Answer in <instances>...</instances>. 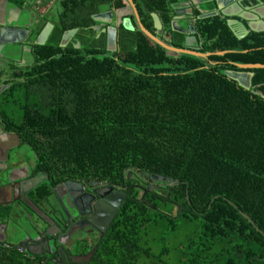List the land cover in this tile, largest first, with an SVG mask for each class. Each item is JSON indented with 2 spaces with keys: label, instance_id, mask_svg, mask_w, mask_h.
Here are the masks:
<instances>
[{
  "label": "trees",
  "instance_id": "1",
  "mask_svg": "<svg viewBox=\"0 0 264 264\" xmlns=\"http://www.w3.org/2000/svg\"><path fill=\"white\" fill-rule=\"evenodd\" d=\"M95 3L70 0L76 44L41 53L0 100L2 125L42 170L126 187L88 264H264V236L230 205L264 233V69L249 70L250 90L223 74L264 64V33L232 39L237 51L213 65L125 29L109 53ZM146 173L178 184L149 190ZM0 264L44 263L0 244Z\"/></svg>",
  "mask_w": 264,
  "mask_h": 264
},
{
  "label": "flooded vegetation",
  "instance_id": "2",
  "mask_svg": "<svg viewBox=\"0 0 264 264\" xmlns=\"http://www.w3.org/2000/svg\"><path fill=\"white\" fill-rule=\"evenodd\" d=\"M69 2L0 0V87H5L0 100L14 83L21 82L27 70L38 65L41 53L53 52L56 46L67 51L69 45L76 44L78 28H74L78 31L69 42L60 46L68 31ZM94 7L97 12L92 15L110 13V23L95 22L91 26L97 38L104 36L105 50L108 28L116 30V51L109 53L118 51L119 33L125 29L141 32L168 56L188 55L213 65L220 62L210 57L237 51L227 47L232 39L243 41L252 34L264 33L250 29V25L260 26L264 0H96ZM44 30L48 35L39 44ZM221 52L224 54L217 55ZM231 64L237 67V63ZM37 176H42L40 184L29 190L21 187ZM140 177L151 183L146 188H155V183ZM118 187L96 181L59 180L48 174L40 168L33 150L0 121V189L7 196V203L0 206V228L15 230L17 226L25 232L16 240L7 239L23 241L25 246L20 250L27 256L44 264H88L90 261L82 259L96 251L119 212L120 208L105 232L99 229L101 204L110 205L106 198L115 195ZM126 190L123 192L127 196Z\"/></svg>",
  "mask_w": 264,
  "mask_h": 264
},
{
  "label": "water",
  "instance_id": "3",
  "mask_svg": "<svg viewBox=\"0 0 264 264\" xmlns=\"http://www.w3.org/2000/svg\"><path fill=\"white\" fill-rule=\"evenodd\" d=\"M110 13H102V14H95L92 15V19L94 22H99V23H110ZM259 27H253L250 25V29L254 32H264V17H261V22L259 24ZM51 25H49L50 27ZM143 32L145 33V35H147L149 38H151L152 40H154L155 42L159 43L156 39L152 38L144 29H142ZM78 31V29H71L68 30L62 37L61 39V44L60 46L63 47L65 46L66 42L68 43L69 40L76 34V32ZM47 32H45V30L39 35V44H43V42L45 41L46 37H47ZM116 38H117V34H116V30L112 27L108 28L107 31V38H106V50L108 52H114L116 51V47H117V42H116ZM160 44V43H159ZM162 45V44H160ZM79 47V45H77V48ZM171 50V49H170ZM177 53H188L182 50H173ZM224 53H218L217 55H223ZM202 56V55H199ZM238 69H240L241 71H223V74L228 77L229 79L235 81L240 87L246 89V90H250L251 89V79L253 77V73L249 72V70L252 69H264V64H237L236 65ZM5 87H0V93L3 91ZM264 98V96H263ZM44 177H46V175H43ZM145 179H148V181L153 182L155 184L159 183V184H164V185H168L170 187H173L175 185H177V181H175L174 179H168L164 176H160V175H156V174H149L146 173L145 175ZM41 177L42 176H37L34 177L28 181H26V183L22 184L21 187L25 188V190H29L34 188L35 186H37L38 184H40L41 181ZM9 183H12V180L9 179L8 180ZM17 185V184H16ZM24 185V186H23ZM119 191L115 194L112 195L108 198H106V201L111 205H107V204H101V208H100V215L99 218L97 220V226H99V229L102 230L103 232H105L107 230V228L109 227L110 223L112 222L115 214L117 213L118 209L120 208L121 204L123 203L125 197H126V193L123 192L126 188H120L118 187ZM3 190V189H1ZM188 199V198H187ZM230 203V202H229ZM30 204V203H29ZM230 205H232L235 209L238 210L239 214L250 224L253 226V228L260 233L262 236H264V233L254 224V222L242 211H240L236 206H234L232 203H230ZM101 222V223H100ZM20 234L25 235V232L15 226V230H6V229H1L0 228V235L2 236V239H0V244H10V245H14L19 249L24 248L25 244L22 243L21 241H8V237L9 238H18V236ZM7 239V240H6ZM16 240V239H15ZM94 251H91L90 254H88L87 256H85L82 260L83 261H87L89 262L92 255H93Z\"/></svg>",
  "mask_w": 264,
  "mask_h": 264
},
{
  "label": "crops",
  "instance_id": "4",
  "mask_svg": "<svg viewBox=\"0 0 264 264\" xmlns=\"http://www.w3.org/2000/svg\"><path fill=\"white\" fill-rule=\"evenodd\" d=\"M6 198H7L6 193L0 189V206L7 203ZM3 244H5V243H3ZM5 245H7V244H5Z\"/></svg>",
  "mask_w": 264,
  "mask_h": 264
}]
</instances>
